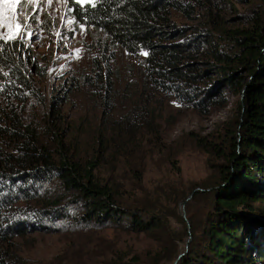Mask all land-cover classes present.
<instances>
[{"label": "trees", "instance_id": "1", "mask_svg": "<svg viewBox=\"0 0 264 264\" xmlns=\"http://www.w3.org/2000/svg\"><path fill=\"white\" fill-rule=\"evenodd\" d=\"M249 3L258 6L234 22L237 6ZM262 3L68 0L75 24L96 33L94 58L89 74L66 81L51 98L31 50L0 38V264H23L16 239L65 225L148 236L157 248L134 254L129 264H174L180 253L169 236L173 216L185 237H193L178 264H264V208L257 205L264 202ZM174 13L191 25L178 28ZM118 49L141 60L143 78L138 97L116 115L119 93L111 65ZM214 77L222 88L211 85ZM152 88L202 112L223 104L227 92L241 93L237 127L244 154L199 139L201 148L226 162L216 165L218 175L187 193L180 194L171 179L148 191L145 164L156 154L149 146L152 140L163 143ZM90 92L100 98V111L96 126L83 135V125L71 126L65 109L73 96ZM157 154L168 155V166L177 158L164 149ZM197 188L186 203V221L168 213Z\"/></svg>", "mask_w": 264, "mask_h": 264}, {"label": "rangeland", "instance_id": "2", "mask_svg": "<svg viewBox=\"0 0 264 264\" xmlns=\"http://www.w3.org/2000/svg\"><path fill=\"white\" fill-rule=\"evenodd\" d=\"M21 4H24V0H21ZM21 4L16 6L15 12L9 6L0 4V38L18 40L31 50L45 71L41 85L48 98H51L53 92L66 81L80 80L83 75L90 73L94 58L90 45L95 42L96 33L75 24L67 8L68 0H31L23 8ZM256 6L252 3L237 6L238 11L232 15V20L237 23L243 21L247 11L250 12ZM173 19L178 28L191 25L177 13H174ZM17 23L21 25L18 31L15 28ZM111 69L115 89L119 93L115 105L119 109L116 115H119L125 112L140 92L143 78L141 60L118 49ZM213 81L215 83L211 85L214 89L222 88L217 78L214 77ZM152 89L149 97L156 110L163 143L152 140L149 146V151L156 154L145 164L144 185L148 191L155 192L171 179L178 184L175 186L180 194L187 193L190 188L205 184L208 179L218 175L216 165L226 162L213 158L205 148H201L197 143L199 139L209 144L215 143L226 152L235 148L238 153L244 154L241 146L243 135L237 127L242 121L239 118L243 102L241 93L227 92L223 104L202 112ZM99 103L100 98L91 92L73 96L65 109L71 126L83 125V135L92 130L99 116ZM237 144H240L238 148ZM161 149L175 154V163H169L168 166L164 160L168 155L162 158L157 154ZM176 165L180 168L179 175H174ZM181 204L177 211L169 206L168 213L173 215L176 212L183 216ZM257 205L264 208V202ZM186 216L187 205L183 217L185 221ZM187 226L190 227L189 223ZM170 227L169 236L174 240L178 253L185 256L192 235L185 237L184 225L174 216L170 218ZM49 230L38 229L25 238L16 239L14 247L23 258V264H120L121 260L122 264H129L134 254H145L157 248V244L148 236L120 228L74 230L65 225L62 229Z\"/></svg>", "mask_w": 264, "mask_h": 264}, {"label": "snow or ice", "instance_id": "3", "mask_svg": "<svg viewBox=\"0 0 264 264\" xmlns=\"http://www.w3.org/2000/svg\"><path fill=\"white\" fill-rule=\"evenodd\" d=\"M29 2H31V0H24V4H21V0H0V4H4L6 6H9L13 12L16 11V6L18 4H21V8H23V6ZM77 2H82V0H77ZM20 27H21L20 23H17L15 25V28L17 31L20 29Z\"/></svg>", "mask_w": 264, "mask_h": 264}, {"label": "water", "instance_id": "4", "mask_svg": "<svg viewBox=\"0 0 264 264\" xmlns=\"http://www.w3.org/2000/svg\"><path fill=\"white\" fill-rule=\"evenodd\" d=\"M198 190H200V189H199V188L195 189V191H193V193H191V194L188 196L187 200H186L184 203L181 204V210H182V212H183V214H182L183 217H185V206H186V203H187L189 200L192 199L193 194H194L196 191H198ZM188 242H189V240H188ZM186 248H187V247H186ZM183 256H184V254H180L179 257H178V259L175 261L174 264H177V263H178V260L181 259Z\"/></svg>", "mask_w": 264, "mask_h": 264}]
</instances>
